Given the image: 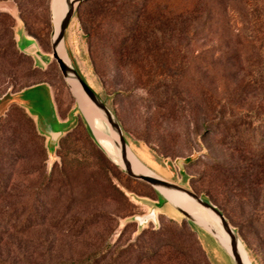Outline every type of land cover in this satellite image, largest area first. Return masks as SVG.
Wrapping results in <instances>:
<instances>
[{"label": "rangeland", "instance_id": "374dc122", "mask_svg": "<svg viewBox=\"0 0 264 264\" xmlns=\"http://www.w3.org/2000/svg\"><path fill=\"white\" fill-rule=\"evenodd\" d=\"M105 1L85 0L67 28L74 66L123 124L138 157L201 197L218 198L253 264H264V162L230 143L233 133L243 132L239 140L248 145L252 133L264 127V0H207L219 23L204 33L197 26L198 0H136L149 11L133 23L134 36L98 22L96 5ZM52 2L0 0V148L13 151L16 138L23 155L17 160L9 153L14 164L5 165L4 173L14 180L10 189L40 185L54 174L47 198L39 202L40 224L0 233V255L15 264L80 258L99 245L126 246L143 229L165 227L183 235L187 264H200L195 239L209 264H234L210 233L186 220L152 186L130 177L89 138L77 99L52 58ZM23 14L39 41L26 31ZM120 21L122 30L130 24ZM94 22L97 31L90 29ZM22 34L33 41L37 61L19 51L28 43L19 40ZM51 60L58 72L52 66L46 76L31 73L34 65L45 68ZM40 80L50 83L60 116L69 120L56 130L79 123L59 153L49 145L44 156L29 118L17 108L24 99L33 115H51L45 88L18 95ZM17 199L0 198V227H9L3 209ZM153 211L155 221L135 220ZM164 249L145 264H167Z\"/></svg>", "mask_w": 264, "mask_h": 264}, {"label": "trees", "instance_id": "16d2710c", "mask_svg": "<svg viewBox=\"0 0 264 264\" xmlns=\"http://www.w3.org/2000/svg\"><path fill=\"white\" fill-rule=\"evenodd\" d=\"M136 0H107L105 2L99 3L96 5L95 9V16L96 18H99V21H105L106 25L111 26L110 28L115 29L118 28L119 33L123 35L125 32H130L131 36H134L135 32L137 31L136 26L133 25V23H136V21L140 18H143L148 15L149 7L146 4H135ZM24 1H22L23 3ZM213 2L207 1V0H198L197 1V7H198V30L200 33H204L208 31L209 29L216 27L219 23V20H214V8H213ZM255 11V9H252ZM81 11V8L78 10L77 14L79 15ZM25 14V13H24ZM22 15V18L24 19V27L28 34L32 36L35 40H38V35L36 33H33L30 28H28L25 15ZM121 19H126V22H129L127 27H125L123 30L121 27L125 25H121ZM100 23V22H99ZM99 23L94 22V25L90 27L91 30L97 31ZM131 26V28H130ZM139 27V26H138ZM137 27V28H138ZM121 29V30H120ZM41 45V44H40ZM21 53L31 56L21 50H19ZM131 51V48H126L125 52L129 54ZM32 60L34 61L33 57L31 56ZM54 66V68L59 71L57 64L55 61H49L46 68H42L40 66L34 65V67L31 69V73L33 75H44L46 76L49 73L50 68ZM42 84H49L50 83L47 80H40L38 82H35L31 85H28L26 87H23L20 91L30 88L32 86L36 85H42ZM17 108L19 112H23L27 118H29V121L31 123V127L33 129V133L35 135L36 144L40 147L41 150V156L46 155L48 153V147H47V141L46 136L43 135L38 127L37 124L33 118V116L22 106L17 105ZM123 126V124L121 123ZM79 127V123H76L71 129H69L64 135H62L58 141V144L55 148V153L60 152V148L67 140L71 137L73 131ZM85 130L91 140L92 135L88 129V127L85 125ZM218 128V127H217ZM245 133L238 132L237 134H232L231 136V145L235 149H243L241 145L245 146L246 151L250 154L251 157H253L254 161L258 164H261L264 162V127L260 128L256 132L252 133L253 141L248 145H244L239 139L243 137ZM12 135H16L14 132ZM255 138V139H254ZM244 140V139H243ZM240 141V142H239ZM13 144L16 146L13 151H9V153L15 155L17 160L22 159L23 155L20 152L21 146L17 144L16 138L13 139ZM9 153H5L3 148H0V198H10L11 196H14L17 199V201H13L10 203V205L6 206L3 209V213L5 214L6 222L9 224L7 226L9 227H0L1 235L4 234V232H7V228H13L15 231H26L29 230L37 225L40 224V208H39V202L40 199L47 198L48 191L50 189V184L53 179V172L49 175H46V177L43 179V183L34 187H25L22 189H19L18 187L10 189L13 178L9 175H6L4 173V166L7 164H10L12 167V159L9 157ZM8 154V156H7ZM35 172V171H34ZM262 172V171H261ZM260 172V173H261ZM258 173V174H260ZM245 175H242L241 179H245ZM257 178V177H256ZM264 178V173H262V177ZM243 182L242 180L240 181ZM240 182H238L240 184ZM236 183V187H237ZM115 188V191L119 195H123L124 193L118 189L116 186H113ZM241 191L239 193H243L245 191V188L240 187ZM245 193V192H244ZM240 196V194H238ZM244 195V194H243ZM242 195V196H243ZM204 199L213 202L223 213L224 215L229 219V216L226 214V210L223 205H221V201L216 198L215 196H205ZM161 216H164L162 214ZM89 217H94V215H91ZM96 220V219H95ZM88 221V220H87ZM82 223V226L91 224L93 221ZM192 223H190V235L194 239L195 231L191 227ZM182 229H184V224L180 225ZM152 231L143 229L138 236V238L129 243L126 246H120L118 243L113 244H104L99 245L98 247L90 250L86 255L80 257V258H66V259H58V260H48L46 262L40 263V264H145L149 261H153L158 259V257H161L162 254H159V248L164 247V251L167 255L166 263L167 264H187L189 259V250L187 247H185L184 242L182 241L181 237H183L182 234L176 233L172 231L171 229L165 228V227H159L157 228H151ZM2 241V238L0 237V242ZM195 245H197V256L199 259L200 264H209V261L207 260V257L205 255L204 250L200 245H198V240H194ZM136 261V262H135ZM135 262V263H134ZM0 264H15L14 261L2 257L0 255Z\"/></svg>", "mask_w": 264, "mask_h": 264}, {"label": "water", "instance_id": "95a60500", "mask_svg": "<svg viewBox=\"0 0 264 264\" xmlns=\"http://www.w3.org/2000/svg\"><path fill=\"white\" fill-rule=\"evenodd\" d=\"M66 7L64 10L63 17L61 18L58 27L54 23V9L53 2L51 6V17H52V35H51V47H52V58L55 60L59 66V69L67 82L68 86L71 88L73 94L75 95L79 109L81 114L85 120V123L91 132L93 138L96 143L101 147V149L108 155V157L118 166L122 168V170L127 173L130 177L141 180L150 186H152L157 194L165 199L166 202L170 203L183 217L197 225L198 227L204 229L208 233H210L218 244L226 251V253L232 258L234 264H253L248 251L240 238L238 232L232 226L228 218L224 215V213L212 202L204 199L194 190L189 189L183 185L175 183L154 171L147 164H145L138 155L134 152L129 140L124 132V129L116 117L115 113L107 106V104L103 101V99L99 96V94L94 91L90 85L83 79V77L78 72L77 68L74 66L71 57L68 53L66 42H65V33L67 28L72 21L76 11L79 6L85 0H65ZM64 46L66 55L69 59V62L62 55L61 48ZM76 84L83 95L88 98L99 113L101 117V121L105 126L108 134L112 137L114 141V146L116 152L119 154L120 162H117L114 157L100 144L97 135L96 129L85 111L83 110V95L78 93L74 87ZM58 137L61 136V132H57ZM138 162V163H136ZM140 166H145L146 170L142 169ZM177 193L182 194L190 198V200L199 206L201 210L208 215V217H214L219 220L221 225L226 229L229 235V242L225 244L224 241L219 237L217 229L209 224L208 222L200 220L198 217L190 213L188 210L183 208L174 202L169 194ZM150 219L156 220L155 212L148 215L137 216L135 220L139 222L140 225H143ZM213 221V220H212Z\"/></svg>", "mask_w": 264, "mask_h": 264}, {"label": "bare ground", "instance_id": "6f19581e", "mask_svg": "<svg viewBox=\"0 0 264 264\" xmlns=\"http://www.w3.org/2000/svg\"><path fill=\"white\" fill-rule=\"evenodd\" d=\"M65 7H66L65 0H53L54 23L55 25H57L56 28L58 27L59 22L61 18L63 17ZM61 51H62L63 57L66 59V61L69 62L64 46H62ZM74 87L78 93H81L83 95L82 91L76 84H74ZM82 107L86 115L88 116V118L90 119V121L92 122V124L94 125L96 129V135H97V138L100 144L114 157V159L117 162H120L119 160L120 156L115 150L114 141L112 140V137L109 136L108 134H105L107 130L105 126L103 125V122L101 121V117L99 113L96 111L94 106H92L90 100L86 98L84 95H83ZM140 167L146 170L145 166H140ZM169 196L174 202H176L178 205L188 210L190 213L198 217L200 220L208 222L209 224L212 223L211 225H213L217 229L218 235L222 239V241H224L225 244L227 243V241L229 242L230 238H229L228 232L221 225L218 219L212 216L208 217V215L204 213L199 206L194 204L190 200V198H188L185 195L172 193V194H169Z\"/></svg>", "mask_w": 264, "mask_h": 264}, {"label": "crops", "instance_id": "0c3cea01", "mask_svg": "<svg viewBox=\"0 0 264 264\" xmlns=\"http://www.w3.org/2000/svg\"><path fill=\"white\" fill-rule=\"evenodd\" d=\"M23 37H25V36H23V34H22V37L20 36L19 40H21V38L23 39ZM26 40L28 41V43L24 44V45L22 44V46L20 45L21 48L24 49L27 54L31 55L33 57L34 61L35 60L37 61L34 53H32L33 41L28 39V38H26ZM48 63H49V61H48ZM48 63L46 64L45 68L47 67ZM41 88H45L47 90V95L49 96V99H50L51 104H52V113L47 118H41L39 115H33L28 110L29 106H28V104H26V100L20 99L18 102L33 116L39 131L43 135L46 136L47 147L49 145H52L55 149L57 144H58L60 137L67 132V131L64 132L63 130H56L55 125L65 124L69 120L66 121L65 117L60 116V113L57 109V104H56V100L54 97V92H53L52 87L49 84L36 85V86H32L30 88H27V89L20 91L18 93V95L22 96L25 93L34 92V91L39 90ZM57 132H61L60 137H58Z\"/></svg>", "mask_w": 264, "mask_h": 264}]
</instances>
